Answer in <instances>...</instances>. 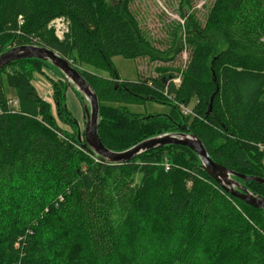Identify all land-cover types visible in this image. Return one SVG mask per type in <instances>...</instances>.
<instances>
[{"label": "trees", "instance_id": "trees-1", "mask_svg": "<svg viewBox=\"0 0 264 264\" xmlns=\"http://www.w3.org/2000/svg\"><path fill=\"white\" fill-rule=\"evenodd\" d=\"M129 3L0 0V53L35 46L70 61L98 98L97 131L111 151L181 129L196 135L215 162L264 177V0H213L188 39L180 82L144 81L173 108L144 118L114 105L155 100L133 88L138 82H114L112 57H149L155 49ZM56 19L66 25L60 36ZM210 30L226 44L215 55L200 38ZM41 65L52 67L31 58L0 70V264H264L263 209L226 193L185 147L148 150L123 164L83 149L38 96L31 69ZM59 78L53 99L61 115L68 84ZM13 99L16 106L8 103ZM102 107L108 113L100 118ZM66 117L58 119L76 131ZM236 180L264 196L263 184Z\"/></svg>", "mask_w": 264, "mask_h": 264}, {"label": "rangeland", "instance_id": "rangeland-1", "mask_svg": "<svg viewBox=\"0 0 264 264\" xmlns=\"http://www.w3.org/2000/svg\"><path fill=\"white\" fill-rule=\"evenodd\" d=\"M119 1L121 2L122 0H107V3L114 4ZM212 2L213 0H130L129 10L134 15L138 28L155 49L154 51L151 49L153 55L149 57H139L136 59L124 58L122 56L112 57L111 62L117 73V78H114V82H138L133 88L138 91L147 92L155 100L148 99L140 101V103L127 104L125 106L114 104L115 106L121 107L122 110L142 118L154 115L168 116L170 110L173 108L172 103L168 102L163 96L148 90L144 85V81L150 82L157 76H167L176 84L180 82L181 70L184 68L190 53L191 43L188 39L195 38V34L193 33L197 32V25H204L208 8ZM54 25L58 36L66 29L65 23L61 19L54 20ZM200 38L205 39L211 46L212 55L219 53L226 47L222 36L215 30L203 33L200 35ZM27 66L30 67L29 64ZM77 68L81 70L84 66L77 65ZM88 69L92 70L91 68ZM162 69L164 71H161ZM31 71L33 83L45 84L48 87L50 85L52 91L54 90L55 83L60 79V72L53 66L41 65L37 69H31ZM95 72L110 77V74L106 71L97 70ZM5 90L8 95L13 94L12 89L5 87ZM47 90L49 91L50 89L48 88ZM53 97L54 95L50 96L51 101L48 104L59 129L70 135H77L78 131H80L83 141L84 111L82 95L69 86L63 88L62 103L65 105L67 111H59L61 115L58 114L55 108ZM101 105L111 106L113 104L102 102ZM119 110L121 109L119 108ZM107 113L108 110L102 107L100 118L106 117ZM58 116H65V119H68L66 116H71L76 123V131H74L75 127H71L66 121H60ZM173 117L180 125L186 124V121L183 123L176 112ZM177 132L183 131L180 129ZM261 162L264 165V154Z\"/></svg>", "mask_w": 264, "mask_h": 264}, {"label": "water", "instance_id": "water-1", "mask_svg": "<svg viewBox=\"0 0 264 264\" xmlns=\"http://www.w3.org/2000/svg\"><path fill=\"white\" fill-rule=\"evenodd\" d=\"M31 58L45 61L56 68L68 86L77 90L82 95L84 111L83 141L80 131H78L77 138L82 141L81 147L83 149L95 154L106 163L123 164L148 150L165 146L185 147L196 155L201 168L226 193L239 198L254 208L264 210V196L251 192L244 184L236 180L238 178L244 182L252 181L264 185V177L237 173L215 162L210 157L202 141L192 133L165 132L141 140L122 151L116 152L107 149L102 144L97 131L99 115L98 98L87 81L72 66L70 61L62 58L55 51L48 48L16 46L0 53V70L15 61Z\"/></svg>", "mask_w": 264, "mask_h": 264}, {"label": "crops", "instance_id": "crops-1", "mask_svg": "<svg viewBox=\"0 0 264 264\" xmlns=\"http://www.w3.org/2000/svg\"><path fill=\"white\" fill-rule=\"evenodd\" d=\"M33 83V82H32ZM34 88L38 94V96L44 101V102H50L51 98L53 95V91H52V87L49 85L46 86L45 84H41V83H33ZM50 89L49 91L47 90L48 88ZM84 113V112H83ZM77 130H79V128H77Z\"/></svg>", "mask_w": 264, "mask_h": 264}, {"label": "built area", "instance_id": "built-area-1", "mask_svg": "<svg viewBox=\"0 0 264 264\" xmlns=\"http://www.w3.org/2000/svg\"><path fill=\"white\" fill-rule=\"evenodd\" d=\"M61 33H62V32H61ZM8 103L11 104L12 106H16V104H17V102H16L15 99H13V100H9ZM181 108H182V112H183V114L191 113V111H190L189 109H187V108H185V107H181ZM260 148L262 149V146H261ZM164 168H165V170H168V168H169V164H168L167 161L164 162Z\"/></svg>", "mask_w": 264, "mask_h": 264}, {"label": "bare ground", "instance_id": "bare-ground-1", "mask_svg": "<svg viewBox=\"0 0 264 264\" xmlns=\"http://www.w3.org/2000/svg\"><path fill=\"white\" fill-rule=\"evenodd\" d=\"M76 69V68H75Z\"/></svg>", "mask_w": 264, "mask_h": 264}]
</instances>
